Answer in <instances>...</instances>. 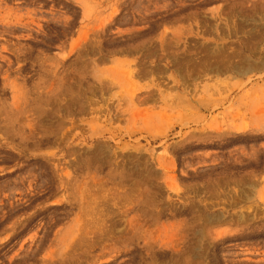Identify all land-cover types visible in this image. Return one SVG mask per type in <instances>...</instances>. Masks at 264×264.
<instances>
[{
    "label": "rangeland",
    "instance_id": "374dc122",
    "mask_svg": "<svg viewBox=\"0 0 264 264\" xmlns=\"http://www.w3.org/2000/svg\"><path fill=\"white\" fill-rule=\"evenodd\" d=\"M0 264H264V0H0Z\"/></svg>",
    "mask_w": 264,
    "mask_h": 264
}]
</instances>
